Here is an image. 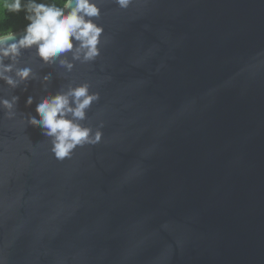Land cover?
I'll return each mask as SVG.
<instances>
[{"label": "water", "instance_id": "95a60500", "mask_svg": "<svg viewBox=\"0 0 264 264\" xmlns=\"http://www.w3.org/2000/svg\"><path fill=\"white\" fill-rule=\"evenodd\" d=\"M97 3L94 61H4L16 86L0 80V101L17 99L14 120L0 106V258L264 264V0ZM82 84L99 100L79 123H103V140L59 161L28 121Z\"/></svg>", "mask_w": 264, "mask_h": 264}, {"label": "clouds", "instance_id": "9594fccd", "mask_svg": "<svg viewBox=\"0 0 264 264\" xmlns=\"http://www.w3.org/2000/svg\"><path fill=\"white\" fill-rule=\"evenodd\" d=\"M134 2L115 0L122 10H127ZM3 7L12 14L23 12L27 21L19 39L12 29L0 30V80L10 86H16V81L5 75L12 71V65L4 61L15 59L21 50L35 48L36 55L45 64L59 61L69 71L74 65L62 59V56L72 53L73 60L82 58V62H90L100 55L99 46L104 29L95 23L101 14L97 0H56L51 3L42 0H11L4 3ZM16 75L20 81H26L32 75V70L23 68ZM16 99L13 98L12 102L0 101V106L6 110L4 117L7 120L16 117L11 111ZM98 100L99 94H90L89 85L82 84L63 94L46 96L36 105L39 116L30 117L28 122L41 126L42 134L51 138L54 157L64 161L70 159L78 147L95 146L102 142L104 134L100 129L104 127L103 123L95 131L79 123L87 118L86 110ZM27 103L31 104V97ZM0 264H5L3 258H0Z\"/></svg>", "mask_w": 264, "mask_h": 264}, {"label": "trees", "instance_id": "16d2710c", "mask_svg": "<svg viewBox=\"0 0 264 264\" xmlns=\"http://www.w3.org/2000/svg\"><path fill=\"white\" fill-rule=\"evenodd\" d=\"M11 0H2L0 2V30L12 29L16 33L24 29L27 21L24 19V13L12 14L3 7L4 3H9ZM42 2H56V0H42Z\"/></svg>", "mask_w": 264, "mask_h": 264}]
</instances>
